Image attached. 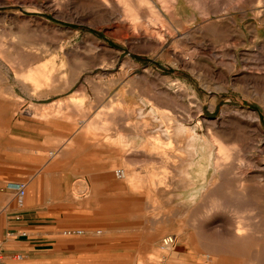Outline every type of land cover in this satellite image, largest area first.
Here are the masks:
<instances>
[{"label":"rangeland","instance_id":"374dc122","mask_svg":"<svg viewBox=\"0 0 264 264\" xmlns=\"http://www.w3.org/2000/svg\"><path fill=\"white\" fill-rule=\"evenodd\" d=\"M33 68L53 78H25ZM157 111L236 149L224 177L244 185L246 203L227 199L212 217L186 219L179 200L201 196L215 173L197 194L178 186L185 161L142 141L162 135L144 119ZM263 134L264 0H0V165L35 159L49 175L82 171L67 181L85 207H103L84 213L98 235L109 227L116 264H197L195 247L211 257L214 242L222 257H249L264 244ZM239 223L248 240L235 239ZM166 235L176 238L171 250L161 248Z\"/></svg>","mask_w":264,"mask_h":264},{"label":"crops","instance_id":"0c3cea01","mask_svg":"<svg viewBox=\"0 0 264 264\" xmlns=\"http://www.w3.org/2000/svg\"><path fill=\"white\" fill-rule=\"evenodd\" d=\"M47 118L52 117L45 116L42 121H48ZM59 151L55 158L63 155ZM39 161H19L18 168L0 165V250L4 264H116L122 253L116 250V239L110 237L109 227H104L103 234L98 235L101 232L94 230L96 221L84 213L103 207H85L83 198L75 195H83V191L79 192L78 185L73 190L67 181L84 178L82 171L73 176L69 171L55 175L51 170L49 175L37 169L42 163ZM21 178L28 179L15 180ZM47 179L61 181L52 182L53 187L48 189ZM19 182L25 183L20 203L13 188ZM61 193L68 196L64 204ZM87 193V200L94 197L89 189ZM75 230L82 233H66Z\"/></svg>","mask_w":264,"mask_h":264},{"label":"bare ground","instance_id":"6f19581e","mask_svg":"<svg viewBox=\"0 0 264 264\" xmlns=\"http://www.w3.org/2000/svg\"><path fill=\"white\" fill-rule=\"evenodd\" d=\"M127 5H129V4H127ZM130 8H128V11H130ZM25 78H53V77H52V74L47 73L46 70H44L43 68H33V69H30L26 73ZM150 107H152V105ZM152 109H154V108L152 107ZM141 114H140V116H141ZM152 116H153V114H152ZM152 116L150 117L149 115H146V116H144V119H146L148 122H151L153 124L155 123L156 125L161 127L162 135H160V136L162 137V140H164V142H161L160 136H152V135H148V134L145 136L143 135L144 139H142V138L141 139H142L143 143L146 145L145 150L149 151L152 148H153L152 150H157L158 145H162L163 151H166L167 149L173 150L172 152L176 153V158L179 161H181V160L185 161V163H183L184 167L180 171L181 174L179 175V178H180L181 183L178 184V186H181L183 188H191V189L197 190V191H194V193H193V194H197L199 189L202 188V186L204 184L203 181L207 182L206 176H207L208 169H210V167H212L214 170V173H215L212 176V178L209 180V182L206 183L207 187L206 188L203 187L201 189L202 190L201 196L199 194V197L196 198L195 195L190 194L191 197L188 196L190 198L187 201L179 200L180 201L179 202L180 210H182L186 214L189 213V215L186 217V219L187 218L189 219L191 217H196L197 213L200 214L199 212H201V211L203 212L204 215H206V217L207 216L212 217L214 212H216L217 210L220 211L221 209H227L229 207L226 205L227 199H230L232 203H239V204L246 203L245 202V196H244L245 190L243 188L244 185L242 186L240 183H237L236 181L228 184L226 176L224 177L225 174L228 175V173L226 171L228 165L226 167V163L229 160V156L230 155L232 156L231 153L236 152L235 148L226 147V146L222 145L221 143H218L215 141L210 142V141H208V139L198 136L195 129L188 128L183 123H180L181 121L179 122L175 118V116L172 112L157 111L156 117L155 116L152 117ZM254 119H255V117H254ZM256 119H258V118H256ZM134 128H135V126H134ZM135 135H137V134H135ZM118 138H119V140L124 141L125 143L129 144L128 140H126V141L124 140L125 136H122V135L119 136V134H118ZM138 143L140 144V142H138V141H136V142L132 141V144H134V145L136 144L135 147L138 145ZM163 151H161V153ZM231 151H233V152H231ZM164 154L167 155L166 152H164ZM230 158H232V157H230ZM122 173L123 172H121V174ZM218 174H220L219 181L217 179ZM125 176H126V174H124V177ZM132 179H135V178L133 177ZM198 183H200V186H199L200 188L197 187ZM197 188H199V189H197ZM178 197H179V199L181 198L180 195ZM185 199H183V200H185ZM196 199H197V202L199 201V203H201V204L203 203V205L200 206L199 208H197V206L195 207L193 205V203H194L193 201ZM262 209L264 210V203L262 205ZM226 212H227V210H226ZM232 212H234V211H232ZM224 215H226V213H224ZM234 216H236V215H234ZM241 216L243 217V215H241ZM234 218H236V217H234ZM237 218L238 219L240 218L242 220V218L240 216H237ZM235 220H237V219H235ZM235 220H234V222H235ZM241 225H243V222L241 223ZM241 225L239 223V224L234 226L233 234L235 236V239H238L241 241L248 240V238H246V233L244 234V232H243L244 230H246V229H244L245 226H241ZM244 225H245V223H244ZM179 228L180 229H179V232L177 234L180 235V237L183 239L185 237V234H184L185 228H181V226H179ZM249 232H250V230H249ZM257 233H259V232H257ZM252 234H254V233H252ZM167 236L171 237L172 242L168 245H163L161 243V248L162 249H168L171 247L173 249L176 238L174 235H166L165 237H167ZM156 239H157V237H155L154 239L148 240V245H147L148 246V248H147L148 252L150 250L149 249L150 248L149 246H151L150 244H153L154 241H156ZM171 248L169 250H171ZM195 248L196 249H195L194 253L197 257V261H198L197 264H264V256L260 257L261 252L264 251V244H262V245L258 244L256 249L255 248L249 249V251L247 252V255L249 257H246L245 253H242L241 255L229 256L230 258H228V256H227V258L222 257L221 256L222 255L221 244H218L217 242L213 243V247H212L213 249L211 252L213 254L210 255L211 257H209V256H206L205 258L203 257V254L201 251L202 248H200V245H198ZM158 260H159V253L157 251H150V253H148V255H147V261L148 262L156 263Z\"/></svg>","mask_w":264,"mask_h":264},{"label":"built area","instance_id":"2783aa9c","mask_svg":"<svg viewBox=\"0 0 264 264\" xmlns=\"http://www.w3.org/2000/svg\"><path fill=\"white\" fill-rule=\"evenodd\" d=\"M14 190H15V194H16V199H17V202L20 203V200L21 198L23 197L24 195V192H25V183L24 182H19V183H16L14 186H13ZM67 234H71V233H75V234H80L82 233L81 230H75V231H67L66 232ZM172 242L171 240V237H164L162 240H161V243L163 245H168ZM0 264H4L3 260H2V256H1V250H0Z\"/></svg>","mask_w":264,"mask_h":264}]
</instances>
